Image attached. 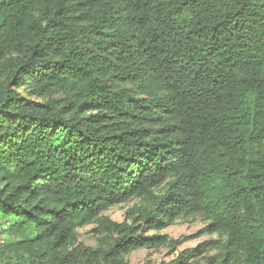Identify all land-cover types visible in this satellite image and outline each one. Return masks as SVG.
<instances>
[{"label":"trees","instance_id":"trees-1","mask_svg":"<svg viewBox=\"0 0 264 264\" xmlns=\"http://www.w3.org/2000/svg\"><path fill=\"white\" fill-rule=\"evenodd\" d=\"M192 217L264 264V0H0V264H126Z\"/></svg>","mask_w":264,"mask_h":264},{"label":"rangeland","instance_id":"rangeland-1","mask_svg":"<svg viewBox=\"0 0 264 264\" xmlns=\"http://www.w3.org/2000/svg\"><path fill=\"white\" fill-rule=\"evenodd\" d=\"M160 190H157V193ZM140 205V200L133 199L128 203L110 208L104 213L111 220L122 223L124 221L131 222L128 219V213L135 206ZM4 226V225H2ZM0 226V230L2 228ZM95 225L81 228L77 231L80 243L97 248L99 245L98 237L93 233ZM206 223L199 218L192 217L187 219H179L175 224L168 226L160 232L161 235H167L170 240L180 241L181 243L176 249L170 246H163L154 249L143 248L124 256L126 264H169L178 260L180 256L191 250H200L196 256L188 260V264H231L226 261L223 249L220 245L224 239L217 234L205 233ZM155 234L150 232L149 235ZM2 237L0 241L2 242ZM8 237H6V240ZM9 240V239H8ZM183 264V263H181Z\"/></svg>","mask_w":264,"mask_h":264}]
</instances>
